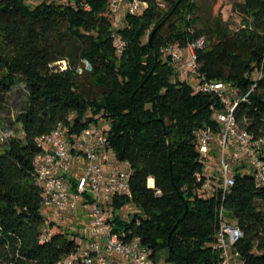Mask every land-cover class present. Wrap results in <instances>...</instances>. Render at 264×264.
Listing matches in <instances>:
<instances>
[{
	"label": "trees",
	"instance_id": "trees-1",
	"mask_svg": "<svg viewBox=\"0 0 264 264\" xmlns=\"http://www.w3.org/2000/svg\"><path fill=\"white\" fill-rule=\"evenodd\" d=\"M143 1L148 6L115 29L108 0H0V130L7 133L0 149V264H56L78 245L56 227L42 238L43 193L35 177L38 137L73 113V129L108 120L113 150L130 163L132 197H114L113 204L116 212L126 204L140 212L130 219L118 214L116 231L140 237L156 260L168 250L174 264H218L213 243L224 206L244 232L236 249L245 264H264V185L239 169L225 196L219 186L213 194L203 189L196 131L217 129L214 108L221 104L212 93L196 92L195 78L179 75L162 52L205 37L200 75L240 94L251 91L237 118L264 135V81L256 79L264 56V0L236 3L237 29L223 15L199 28L194 0ZM116 34L126 42L121 53ZM83 59L91 71H79ZM22 83L26 98L15 114L10 95ZM16 123L23 136L14 133Z\"/></svg>",
	"mask_w": 264,
	"mask_h": 264
},
{
	"label": "built area",
	"instance_id": "built-area-1",
	"mask_svg": "<svg viewBox=\"0 0 264 264\" xmlns=\"http://www.w3.org/2000/svg\"><path fill=\"white\" fill-rule=\"evenodd\" d=\"M108 1L115 29L124 28L127 15L140 14L148 6L143 0ZM205 44L206 38L202 37L186 45L165 46L162 52L179 75L195 78L196 92L212 93L219 99L221 106H212L217 129L208 126L196 131L197 147L205 163L197 178L203 181L204 190L213 194L219 186L225 196L235 184L239 169H249L257 185H264V135L244 128L237 118V107L249 100L251 91L240 94L224 81L200 75L198 52ZM125 46L126 42L116 34L117 50L121 53ZM91 70V62L83 59L79 71ZM256 79L264 81V56ZM76 116L71 114L68 122H59L37 139L40 152L35 157V177L42 188L45 218L42 238L48 239L56 227L70 232L78 244L56 264H163L152 257L151 249L140 237H128L114 228L118 215L114 197L131 198L133 192L130 163L121 161L110 144V122L100 119L81 130L73 129ZM0 132L5 140L7 133ZM128 207L129 204L123 206L120 214ZM219 220L213 243L219 250L218 264H245L236 249L244 237L243 230L230 220L224 206L220 208Z\"/></svg>",
	"mask_w": 264,
	"mask_h": 264
},
{
	"label": "rangeland",
	"instance_id": "rangeland-1",
	"mask_svg": "<svg viewBox=\"0 0 264 264\" xmlns=\"http://www.w3.org/2000/svg\"><path fill=\"white\" fill-rule=\"evenodd\" d=\"M28 3L32 5H36L43 0H26ZM57 2H62L65 0H56ZM162 1V0H160ZM199 5V9L196 11V15L202 18V21L198 23V27L201 28L205 24H209L214 20L218 15H223V18L227 20L231 17V27L233 29H237L241 26V16L234 11V7L237 2L241 0H194ZM191 82L194 83L195 81L191 79ZM26 98V91L25 85L22 83L19 87H17L13 93L10 95V103L14 109V113H17V110L21 108V104ZM14 133L18 136H23L22 126L20 123H16L14 127ZM2 133L0 132V149H2L3 140L1 138ZM136 212H140L137 207L131 205L130 207L124 209L121 215L126 218L130 219L133 214ZM120 214V212H117ZM86 222L84 221L83 224ZM169 251L163 250L158 254V260L161 261L163 264H174L173 262L168 260Z\"/></svg>",
	"mask_w": 264,
	"mask_h": 264
},
{
	"label": "bare ground",
	"instance_id": "bare-ground-1",
	"mask_svg": "<svg viewBox=\"0 0 264 264\" xmlns=\"http://www.w3.org/2000/svg\"><path fill=\"white\" fill-rule=\"evenodd\" d=\"M149 185H150V186H154V179H153V178H150V179H149Z\"/></svg>",
	"mask_w": 264,
	"mask_h": 264
}]
</instances>
